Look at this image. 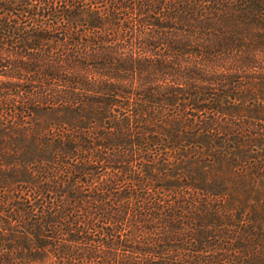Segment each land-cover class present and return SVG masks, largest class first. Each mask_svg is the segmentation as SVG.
Returning <instances> with one entry per match:
<instances>
[{"label": "trees", "instance_id": "trees-1", "mask_svg": "<svg viewBox=\"0 0 264 264\" xmlns=\"http://www.w3.org/2000/svg\"><path fill=\"white\" fill-rule=\"evenodd\" d=\"M263 179L264 0H0V264H264Z\"/></svg>", "mask_w": 264, "mask_h": 264}, {"label": "rangeland", "instance_id": "rangeland-1", "mask_svg": "<svg viewBox=\"0 0 264 264\" xmlns=\"http://www.w3.org/2000/svg\"><path fill=\"white\" fill-rule=\"evenodd\" d=\"M243 109H246V110H251V111H253V112H251V113H253V116H256V114H258V115H260V114H262L263 112L260 110L259 111V113H255V111L256 110H259L260 108L258 107V106H255V105H253V106H251L250 107V109H249V107L248 106H242V107H239V108H237L236 110H238L240 113H241V111L243 110ZM183 135H185V134H183ZM189 137L191 136V134H187ZM221 138H223V137H221ZM234 141H236V140H234ZM183 145V146H182ZM182 145H180L176 150L178 151L179 149H182L183 151L184 150H186V152H189V150H192V151H199L200 150V148H199V145H195V146H184V144L182 143ZM205 147V150L207 151H210L211 150V148H210V146H208V145H205L204 146ZM252 148V150H255V147H251ZM240 149H242V148H240ZM250 149V148H249ZM242 149V151H237V152H232L235 156H238V159L239 160H242L243 158H245V157H250L252 154H254V152L250 149ZM245 150H247L246 152H244ZM183 151H180V152H183ZM192 151H190V152H192ZM214 151H218L217 150V148L214 150ZM213 152V151H212ZM219 157H218V159H215V164H213V170H218V171H221V172H223L224 173V171L226 170V166L228 165H232L231 166V169H230V171L232 170V169H236L237 167H238V165H240V164H238V165H236V162H232L229 158H225V156H221V155H218ZM202 166H205V162L203 161L202 162V164H200V166H198L197 168H196V171L195 170H193V172H194V176L196 177V173H198L197 171L199 170V167L201 168ZM208 167V166H207ZM205 170L206 169H204V172H202V174L203 173H205ZM208 170V169H207ZM260 181H262V182H264V179L263 180H260ZM264 191V190H263Z\"/></svg>", "mask_w": 264, "mask_h": 264}]
</instances>
